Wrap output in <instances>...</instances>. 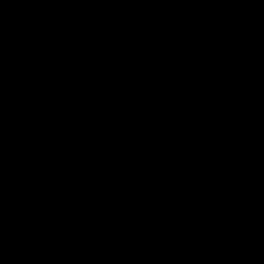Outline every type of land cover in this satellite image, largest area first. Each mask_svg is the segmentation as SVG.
<instances>
[{
	"label": "water",
	"instance_id": "water-1",
	"mask_svg": "<svg viewBox=\"0 0 264 264\" xmlns=\"http://www.w3.org/2000/svg\"><path fill=\"white\" fill-rule=\"evenodd\" d=\"M0 264H264V0H0Z\"/></svg>",
	"mask_w": 264,
	"mask_h": 264
}]
</instances>
